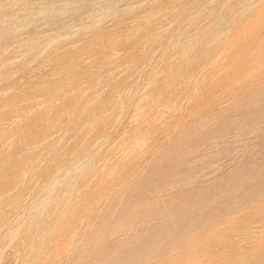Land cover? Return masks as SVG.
I'll return each instance as SVG.
<instances>
[{
  "label": "rangeland",
  "instance_id": "rangeland-1",
  "mask_svg": "<svg viewBox=\"0 0 264 264\" xmlns=\"http://www.w3.org/2000/svg\"><path fill=\"white\" fill-rule=\"evenodd\" d=\"M128 262L264 264V0H0V264Z\"/></svg>",
  "mask_w": 264,
  "mask_h": 264
},
{
  "label": "bare ground",
  "instance_id": "bare-ground-1",
  "mask_svg": "<svg viewBox=\"0 0 264 264\" xmlns=\"http://www.w3.org/2000/svg\"><path fill=\"white\" fill-rule=\"evenodd\" d=\"M37 3V2H36ZM56 6V5H55ZM222 9V8H221ZM198 12V11H197ZM198 14V13H197ZM196 15V14H195ZM3 17H5V16H3ZM93 22V21H92ZM6 32V31H5ZM64 40V39H63ZM242 41V40H241ZM253 41V40H252ZM241 51V50H240ZM242 54V53H241ZM171 60V59H170ZM257 63V62H256ZM255 70V69H254ZM33 71V70H32ZM28 76V75H27ZM24 79V78H23ZM144 100V99H143ZM140 101H142L141 99H140ZM140 103V102H139ZM136 105V104H135ZM141 105V104H140ZM140 105H139V107H140ZM123 106V105H122ZM142 106V105H141ZM145 107V106H144ZM135 108V107H134ZM142 108V107H141ZM136 109H137V107H136ZM33 110V109H32ZM141 111V110H140ZM243 114V113H242ZM139 115V114H138ZM12 120V119H11ZM6 123V122H5ZM8 123V122H7ZM14 123V122H13ZM12 125V124H11ZM22 142V141H21ZM144 144V143H143ZM163 150V149H162ZM124 155V154H123ZM127 156V155H126ZM70 158V157H69ZM134 174V173H133ZM25 175V174H24ZM121 176V175H120ZM25 177V176H24ZM121 182V181H120ZM121 184V183H120ZM112 188V187H111ZM104 189V188H103ZM38 194V193H37ZM116 197V196H115ZM32 199V198H31ZM111 199V198H110ZM26 201V200H25ZM94 201V200H93ZM20 204V203H19ZM87 206V205H86ZM26 207V206H25ZM24 210V209H23ZM98 210V209H97ZM98 212V211H97ZM23 213V212H22ZM63 215V214H62ZM103 215V214H102ZM15 219V218H14ZM81 221V220H80ZM87 222V221H86ZM193 223H194V219H192V220H190L189 221V223H188V227H192L193 226ZM19 224V223H18ZM81 224V223H80ZM92 227V226H91ZM95 227H97V226H95ZM8 229V228H7ZM6 229V230H7ZM248 229V228H247ZM252 229V228H251ZM260 229V228H259ZM190 230V229H189ZM254 230V229H253ZM4 231V230H3ZM65 231H66V229H65ZM82 232V231H81ZM172 233H169V236L171 237V238H168L169 239V241L170 242H172V243H174V242H176L178 239L180 240V238L182 237V236H184V234H182L181 235V237H179L178 239H176L175 238V235H177L178 234V231L176 230V231H171ZM94 234V233H93ZM237 237V236H236ZM243 237V236H242ZM42 241V240H41ZM80 241V240H79ZM36 243V242H35ZM149 244V243H148ZM82 245V244H81ZM233 245V244H232ZM70 249V248H69ZM32 251V250H31ZM31 255V254H30ZM44 256V255H43ZM111 256V259L113 258V255L111 254L110 255ZM118 256V255H117ZM163 258V257H162ZM136 261V259H134L132 262L134 263ZM149 262V261H148ZM123 264H132L131 262H128V263H123Z\"/></svg>",
  "mask_w": 264,
  "mask_h": 264
}]
</instances>
